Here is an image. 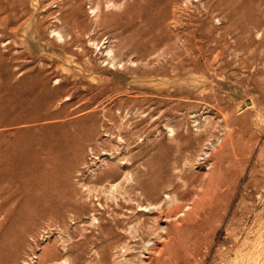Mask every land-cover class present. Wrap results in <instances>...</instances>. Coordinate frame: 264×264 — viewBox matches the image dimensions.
<instances>
[{
  "label": "rangeland",
  "instance_id": "obj_1",
  "mask_svg": "<svg viewBox=\"0 0 264 264\" xmlns=\"http://www.w3.org/2000/svg\"><path fill=\"white\" fill-rule=\"evenodd\" d=\"M0 264H264V0H0Z\"/></svg>",
  "mask_w": 264,
  "mask_h": 264
}]
</instances>
